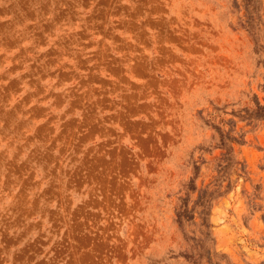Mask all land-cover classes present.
Here are the masks:
<instances>
[{"label":"rangeland","instance_id":"obj_1","mask_svg":"<svg viewBox=\"0 0 264 264\" xmlns=\"http://www.w3.org/2000/svg\"><path fill=\"white\" fill-rule=\"evenodd\" d=\"M0 264H264V0H0Z\"/></svg>","mask_w":264,"mask_h":264}]
</instances>
